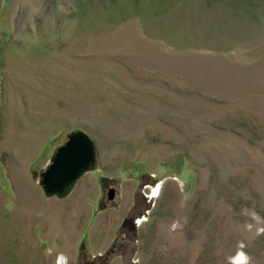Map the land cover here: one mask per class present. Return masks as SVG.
<instances>
[{
    "label": "rangeland",
    "instance_id": "1",
    "mask_svg": "<svg viewBox=\"0 0 264 264\" xmlns=\"http://www.w3.org/2000/svg\"><path fill=\"white\" fill-rule=\"evenodd\" d=\"M76 128L96 167L48 198ZM111 234L108 264H264V0H0V264Z\"/></svg>",
    "mask_w": 264,
    "mask_h": 264
},
{
    "label": "water",
    "instance_id": "2",
    "mask_svg": "<svg viewBox=\"0 0 264 264\" xmlns=\"http://www.w3.org/2000/svg\"><path fill=\"white\" fill-rule=\"evenodd\" d=\"M96 167V147L91 137L80 128L71 131L67 141L50 157V163L41 172L40 184L46 197L65 198L78 180ZM111 188L108 199H114Z\"/></svg>",
    "mask_w": 264,
    "mask_h": 264
},
{
    "label": "flooded vegetation",
    "instance_id": "3",
    "mask_svg": "<svg viewBox=\"0 0 264 264\" xmlns=\"http://www.w3.org/2000/svg\"><path fill=\"white\" fill-rule=\"evenodd\" d=\"M114 239L111 241L110 247L104 251H97V252H90L89 249H87V244H86V239L81 240L79 244V249H80V257L84 258V264H108L110 261V253L114 252V246L115 242H113ZM119 248V244L117 245ZM68 256V255H67ZM62 257H64V263L66 264L67 262V257L64 254H60L59 260H62ZM69 258V257H68ZM100 261V262H98ZM98 262V263H97Z\"/></svg>",
    "mask_w": 264,
    "mask_h": 264
},
{
    "label": "crops",
    "instance_id": "4",
    "mask_svg": "<svg viewBox=\"0 0 264 264\" xmlns=\"http://www.w3.org/2000/svg\"><path fill=\"white\" fill-rule=\"evenodd\" d=\"M107 227H108V225L106 226V228H107ZM112 238H113V234H111V235H109V236L107 235V237H105V238L101 241V242H103L104 245H101V248H100L101 250H100V251H104V250H105V246H106V245H109V243L112 241ZM79 244H80V242L77 243L76 246H74V247L72 246L71 251L74 252V250L76 249L75 251H76V252H79V250H80V249H79ZM87 245H88V246H87L88 249H90L88 243H87ZM90 246H91V245H90ZM100 251H99V252H100ZM95 252H96V251H95ZM68 257H70L69 254H68Z\"/></svg>",
    "mask_w": 264,
    "mask_h": 264
},
{
    "label": "bare ground",
    "instance_id": "5",
    "mask_svg": "<svg viewBox=\"0 0 264 264\" xmlns=\"http://www.w3.org/2000/svg\"><path fill=\"white\" fill-rule=\"evenodd\" d=\"M61 261H62L61 263L63 264L64 263V257H62V260Z\"/></svg>",
    "mask_w": 264,
    "mask_h": 264
},
{
    "label": "clouds",
    "instance_id": "6",
    "mask_svg": "<svg viewBox=\"0 0 264 264\" xmlns=\"http://www.w3.org/2000/svg\"><path fill=\"white\" fill-rule=\"evenodd\" d=\"M246 259H247V258L245 257V260H244V262H246Z\"/></svg>",
    "mask_w": 264,
    "mask_h": 264
}]
</instances>
